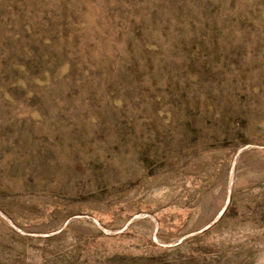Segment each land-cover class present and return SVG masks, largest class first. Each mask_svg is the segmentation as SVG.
Here are the masks:
<instances>
[{
	"label": "rangeland",
	"instance_id": "374dc122",
	"mask_svg": "<svg viewBox=\"0 0 264 264\" xmlns=\"http://www.w3.org/2000/svg\"><path fill=\"white\" fill-rule=\"evenodd\" d=\"M0 264H264V0H0Z\"/></svg>",
	"mask_w": 264,
	"mask_h": 264
}]
</instances>
